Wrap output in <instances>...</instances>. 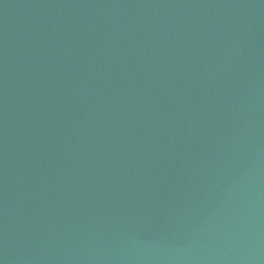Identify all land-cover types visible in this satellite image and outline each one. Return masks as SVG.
<instances>
[{
	"label": "water",
	"instance_id": "obj_1",
	"mask_svg": "<svg viewBox=\"0 0 264 264\" xmlns=\"http://www.w3.org/2000/svg\"><path fill=\"white\" fill-rule=\"evenodd\" d=\"M0 264H264V0H0Z\"/></svg>",
	"mask_w": 264,
	"mask_h": 264
}]
</instances>
